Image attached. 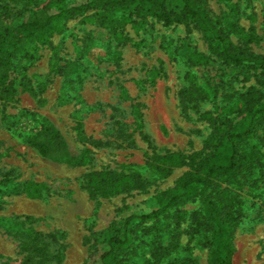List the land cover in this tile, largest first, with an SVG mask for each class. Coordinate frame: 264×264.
Segmentation results:
<instances>
[{
    "label": "rangeland",
    "instance_id": "1",
    "mask_svg": "<svg viewBox=\"0 0 264 264\" xmlns=\"http://www.w3.org/2000/svg\"><path fill=\"white\" fill-rule=\"evenodd\" d=\"M49 1L54 0H39L38 5ZM205 1L210 15L225 26L226 19L236 18L262 33L264 0L239 1L238 13H231L224 2ZM6 4L14 5L0 0V8ZM97 11L59 21L49 44L37 42L26 49L33 59L23 51L14 61L16 92L0 100V264H84L96 242L123 237L125 220L148 213V200L172 187L190 167L155 174L145 190L109 197L91 196L86 185L90 172H121L124 164L144 166L152 156L168 152L192 154L204 147L214 127L212 118H241L237 102L252 93L256 98L264 95L259 77L224 64L200 30L166 26L149 16L122 21L117 34L109 33L90 19L97 18ZM231 39L238 43L234 33ZM193 49L212 59L210 69H198L199 78L187 64ZM249 50L264 54V41ZM70 62L76 63L75 75L57 73L58 66ZM199 86L208 99H200ZM44 120L62 133L72 161H53L30 144L28 136ZM263 136L261 127L257 138ZM35 184L40 185V195L29 191ZM231 189L239 195L242 213L233 264H264L262 188L247 183ZM199 207L197 200L179 209L192 212ZM174 214L129 226L128 253L134 261L178 233L179 250L161 264L183 256L209 264L203 238H192L188 221L177 224ZM146 226L154 227L153 232L144 234ZM37 234L40 241L31 242Z\"/></svg>",
    "mask_w": 264,
    "mask_h": 264
},
{
    "label": "trees",
    "instance_id": "2",
    "mask_svg": "<svg viewBox=\"0 0 264 264\" xmlns=\"http://www.w3.org/2000/svg\"><path fill=\"white\" fill-rule=\"evenodd\" d=\"M39 0H11L0 8V100L7 101L16 92L12 74L14 61L25 51L28 60L33 55L26 51L33 43L49 44L53 27L61 20L75 18L89 10H98L90 18L102 28L116 33L122 21L134 22L135 18L153 17L166 26L184 24L202 32L212 45L217 56L226 65L253 71L264 83V54H254L251 44L264 41V27L260 34L255 25L246 28L239 21L213 18L205 6V0H54L43 6ZM224 2L231 13H238L239 1ZM248 4L251 0H244ZM178 2L177 6H173ZM238 37L236 44L231 39ZM89 55L93 56L90 48ZM187 64L193 76L198 69H210L209 55L193 49ZM65 77L76 74V63L70 62L56 68ZM195 72V73H194ZM201 100L208 99L199 86ZM241 118L213 119V130L204 147L192 154L168 152L152 156L146 165L124 164L121 172L112 170L93 171L87 175L86 185L91 196L109 197L132 190H145L152 184L154 175L166 176L175 167L188 165L190 168L181 175L172 187L154 194L148 204L150 211L141 215H130L124 223L123 237L113 235L104 242H96L84 264H161L165 257L179 250L180 235L172 234L167 244L157 242L150 249L149 256L134 261L129 251V226L134 222L146 223L159 220L175 211L177 224L188 221L192 238L202 237L203 245L209 249V264H233L236 251L234 238L239 221L240 199L231 189L242 188L249 183L262 188L264 195V136L257 138L259 129L264 127V95L257 98L250 94L248 100L237 102ZM28 141L43 156L56 162L74 159L62 133L50 122L42 125L28 136ZM226 183L225 187L222 184ZM33 187V186H30ZM39 184L29 191L40 195ZM199 201L200 207L192 212L180 210L179 206L189 201ZM154 227L146 226L144 234L153 232ZM39 235L30 237L31 242L40 241ZM41 248L37 251L41 252ZM169 264H197L191 256L171 259Z\"/></svg>",
    "mask_w": 264,
    "mask_h": 264
}]
</instances>
